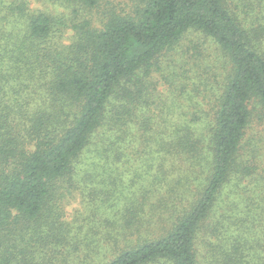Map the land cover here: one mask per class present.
<instances>
[{"label":"trees","instance_id":"obj_1","mask_svg":"<svg viewBox=\"0 0 264 264\" xmlns=\"http://www.w3.org/2000/svg\"><path fill=\"white\" fill-rule=\"evenodd\" d=\"M189 31L210 39L219 65L198 51L188 67L177 44ZM153 65L169 89L157 91ZM254 121L264 123V5L141 0L134 16L96 21L0 0V264H90L101 244L114 253L104 264H264V231L247 241L217 206L234 178L258 186L264 135L250 134ZM154 152L158 173L167 156L185 160L189 175L207 160L206 184L186 211L176 200L170 218L145 220V188L113 223L91 217L92 243L88 215L64 222L69 200L114 206L117 190L93 187V173L116 186L127 156ZM109 226L117 231L103 239Z\"/></svg>","mask_w":264,"mask_h":264},{"label":"rangeland","instance_id":"obj_2","mask_svg":"<svg viewBox=\"0 0 264 264\" xmlns=\"http://www.w3.org/2000/svg\"><path fill=\"white\" fill-rule=\"evenodd\" d=\"M29 8L32 11H41L51 15L52 17H65L68 18L70 16H76L77 19L82 17H88L89 15L96 21H101L104 19L105 14L116 13L118 15H130L134 16L136 13V9L141 5V0H96L98 3V7L88 8L82 0H26ZM251 3H259L260 7L264 5V0H245ZM256 6V4H254ZM92 9L90 12L89 10ZM258 10L261 8H253L252 11ZM75 12L76 15H73ZM251 13V12H250ZM250 17V16H249ZM252 17L254 18V13L252 12ZM70 32L68 35L70 36ZM194 47H197V50H194ZM198 51H203L206 53L207 58L212 54L213 58L209 61H213L216 65H219V61L216 60V56L218 57L217 52L215 51L214 44L210 41L209 38L203 36L202 33L189 31L182 40L181 43L177 44V52L180 54L184 53V59L187 58L188 67L197 66L196 56H191V54L197 53ZM183 59V60H184ZM164 59L160 58V62L162 69L161 72L165 73L163 70L165 65L163 64ZM201 61V60H200ZM198 62V65L200 64ZM195 64V65H194ZM205 66V65H204ZM155 70V65H153V72ZM161 72H154L153 77L157 84L156 89H169L163 78L161 77ZM161 92V91H159ZM215 90L213 89L209 95H212ZM263 125V126H262ZM250 127V134L253 132H262L264 135V123L260 124L258 122H252ZM94 141L96 139H93ZM128 139L125 140L124 143H127ZM139 150H143L141 143L138 145ZM260 150L259 157L255 159L256 166L254 167L253 175L258 180V186L253 190L251 187L246 186L247 181H243L242 183L237 181L234 178L232 181L227 183L220 197L218 198L217 206L222 207L226 216L228 215L230 219V228L235 231V234L242 233L243 237L247 241L257 240L258 237L261 236L260 231H264V144L258 147ZM123 153L127 155L125 147L122 148ZM151 149L148 150L150 152ZM91 154V153H86ZM143 156V155H142ZM145 157V156H144ZM159 153H153L152 155H148V158L140 159L138 156L132 157L127 156V161L124 165H121L116 174L115 183L116 186H113L110 180H105V178L110 179V175L105 177V173L103 176L93 173L95 177V182L93 187L101 188H114L117 190L118 199L113 202L114 206L107 205L105 207L99 208L96 202H91L90 205H87V200L84 201H71L65 202V214L64 219L66 223H69L73 220L72 215L77 211L79 214H84L89 216V222L92 221V216L99 217L97 218L100 221L109 220L108 222L113 223L120 219L124 213V209L132 202H134L137 198L141 200L138 196L140 193L144 191V189H148V195L146 196L147 206H146V215L144 213L139 212L143 216L145 220L149 217L161 216L162 219L166 220L170 218L171 210L170 208L175 205V201L177 200V210L186 211L187 207L195 202V198L193 196L199 192L202 187L206 184L208 179L210 166H208L204 160L202 165H199L195 168L193 175H189V171L191 169H185L179 166L178 163H184L185 160H173L172 157L167 156V161L164 162L166 167L164 169V173H158L156 170V164L159 163ZM174 164V168L171 166ZM80 165V164H79ZM150 165V167L148 166ZM183 167H185L183 165ZM77 172H80L79 169ZM75 172V175L77 174ZM164 179V182H158V179ZM79 180V176L77 177ZM105 181L107 184L102 186L100 182ZM189 181V182H187ZM81 191L77 192V197H81V194L85 189V185L81 184ZM189 187V188H188ZM93 189V188H92ZM160 190L158 192L157 190ZM186 189L190 190V195H186ZM96 193V191H93ZM197 195V194H196ZM132 196L134 200H131ZM87 198V196L85 197ZM79 199V198H78ZM176 204V205H177ZM255 219L258 223H262L260 228H255L256 222L253 223L251 221ZM96 224V220L93 219ZM246 222V223H245ZM73 223V222H71ZM118 226V225H117ZM117 226H109L106 231L103 233V239L108 233H112L117 231ZM240 226H242L241 229ZM89 232V242L92 243V235L96 228H93L92 222H90V226L86 227ZM102 239V240H103ZM93 256L90 260V264H104L108 262L114 253H111L110 250L106 247L105 244H101L100 247L96 248Z\"/></svg>","mask_w":264,"mask_h":264}]
</instances>
